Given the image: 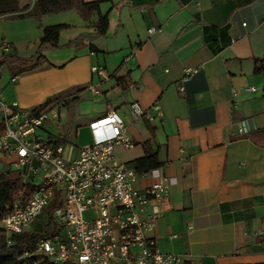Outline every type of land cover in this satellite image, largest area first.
I'll list each match as a JSON object with an SVG mask.
<instances>
[{
    "label": "crops",
    "instance_id": "obj_1",
    "mask_svg": "<svg viewBox=\"0 0 264 264\" xmlns=\"http://www.w3.org/2000/svg\"><path fill=\"white\" fill-rule=\"evenodd\" d=\"M36 1L18 0L19 11L0 15L6 100L32 110L64 93L56 103L75 106L77 123H86L77 130L88 135L72 155L92 141L89 123L116 111L135 142L117 146V158L135 166L147 151L157 153L178 179L154 233L160 250L190 264H264L257 236L264 227V74L254 70L264 56V0H83L98 8L19 16ZM100 13L108 18L104 33ZM54 24L68 26L56 46L39 48L43 28ZM37 52L41 64L24 70ZM95 64L109 76L93 73ZM134 103L153 114L158 103L163 115L135 122ZM241 120L246 135L237 132Z\"/></svg>",
    "mask_w": 264,
    "mask_h": 264
},
{
    "label": "built area",
    "instance_id": "obj_2",
    "mask_svg": "<svg viewBox=\"0 0 264 264\" xmlns=\"http://www.w3.org/2000/svg\"><path fill=\"white\" fill-rule=\"evenodd\" d=\"M92 72L109 76L99 64ZM11 80L16 82L17 77ZM91 89L99 93L95 86ZM152 108L154 114L134 103L132 120L152 121L163 115L160 104ZM0 114V172L20 171L25 185L4 206L0 235L10 245L12 237L29 231L44 211L56 223L38 238L32 252L25 253L33 257L32 264H186L184 255L161 251L154 236L178 179L163 166L139 171L117 158V146L127 150L135 142L116 111L92 120V141L70 157L68 141L59 142L60 135L44 132L50 119L67 117L60 103L35 112L6 100L0 90ZM248 131V121L241 120L237 132ZM146 177L151 182L139 185ZM257 236L264 249V227Z\"/></svg>",
    "mask_w": 264,
    "mask_h": 264
},
{
    "label": "trees",
    "instance_id": "obj_3",
    "mask_svg": "<svg viewBox=\"0 0 264 264\" xmlns=\"http://www.w3.org/2000/svg\"><path fill=\"white\" fill-rule=\"evenodd\" d=\"M72 7H78L80 9L93 10L98 8V2H84L83 0H38L34 7L27 13L19 15L39 17V15L45 13L60 12L70 9ZM18 0H0V15L10 12L19 11ZM108 25L107 15L100 13L98 21V28L100 33L106 31ZM67 24H54L47 25L43 28V35L40 39L39 48L44 46H56L59 42L62 29L66 28ZM96 49L93 48V51ZM42 62V55L37 52V57L34 61L28 62L23 68L31 69L39 66ZM254 70L256 74H264V56L257 57L254 60ZM121 77L117 78L118 84H120ZM83 90V87L80 88ZM64 93L56 94L40 106L34 109L38 112L53 103L59 102ZM59 142H66V137H59ZM133 164L139 171H146L151 168L159 167L163 165L158 159L157 153L147 151L143 156L135 159ZM22 181V175L20 171H13L6 168L0 172V216L3 212L5 204L12 199L19 191L24 188ZM44 232H38L34 230L25 231L21 234L14 235L12 237V243L9 245L3 235H0V264H32L33 257L25 256V253H30L36 246V241ZM186 264H190L186 262Z\"/></svg>",
    "mask_w": 264,
    "mask_h": 264
},
{
    "label": "rangeland",
    "instance_id": "obj_4",
    "mask_svg": "<svg viewBox=\"0 0 264 264\" xmlns=\"http://www.w3.org/2000/svg\"><path fill=\"white\" fill-rule=\"evenodd\" d=\"M15 19V18H14ZM15 48V47H12ZM18 52L20 51V47L17 46ZM9 59V58H8ZM7 65L9 66V71H15V67L12 65V62L10 60L7 61ZM67 104V103H66ZM61 112H64L67 114L68 118L67 119H59V120H53L50 119L49 121L46 122V130H44L45 134L48 135L49 132H52L47 126H53L55 127L59 133L62 134V136L66 137L67 139V146H66V155L67 157H70L73 152V147L77 144H84L88 140V135L85 134V131L77 130V125L78 126H84L86 123L83 121L81 123H77L76 117L78 115L77 108L73 105H63L61 106ZM105 113H101L103 115ZM1 118V114H0ZM86 122L91 120V117H84ZM53 129V128H51ZM53 133V132H52ZM39 182V179L37 180ZM45 212L39 216L35 221H33L29 226V230H34L38 232H45V231H51L56 227V223L51 222L47 216L45 215Z\"/></svg>",
    "mask_w": 264,
    "mask_h": 264
}]
</instances>
